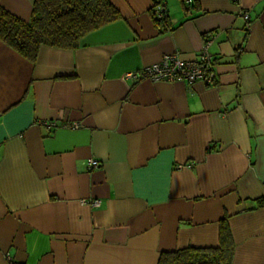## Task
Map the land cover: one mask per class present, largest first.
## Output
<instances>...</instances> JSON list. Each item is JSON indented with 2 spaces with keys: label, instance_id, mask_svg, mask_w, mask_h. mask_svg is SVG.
<instances>
[{
  "label": "crops",
  "instance_id": "crops-1",
  "mask_svg": "<svg viewBox=\"0 0 264 264\" xmlns=\"http://www.w3.org/2000/svg\"><path fill=\"white\" fill-rule=\"evenodd\" d=\"M109 1L120 18L74 49L0 40V264H157L224 218L232 264H264V0H165L164 31L152 0ZM206 41L212 84L122 79Z\"/></svg>",
  "mask_w": 264,
  "mask_h": 264
},
{
  "label": "trees",
  "instance_id": "trees-1",
  "mask_svg": "<svg viewBox=\"0 0 264 264\" xmlns=\"http://www.w3.org/2000/svg\"><path fill=\"white\" fill-rule=\"evenodd\" d=\"M119 18L109 0H34L28 21L0 6V40L34 61L41 46L74 49L84 35ZM152 18L160 31L169 26L167 18ZM258 203L264 205V199ZM233 252L234 242L224 218L216 246L160 252L157 264H232Z\"/></svg>",
  "mask_w": 264,
  "mask_h": 264
},
{
  "label": "built area",
  "instance_id": "built-area-1",
  "mask_svg": "<svg viewBox=\"0 0 264 264\" xmlns=\"http://www.w3.org/2000/svg\"><path fill=\"white\" fill-rule=\"evenodd\" d=\"M184 4H191L193 0H182ZM152 16L156 19H164L167 17V9L165 0H152L151 8ZM243 18L248 26V14L243 13ZM209 41L204 43L202 50L197 59L184 60L178 54H164L162 58L153 64L144 66L140 70L125 72L122 76L124 80H140L149 79L151 81L176 82L185 81L192 83L194 81H202L205 84H212L215 77L214 61L208 51ZM54 125L56 122H47ZM69 128L76 129L79 127L77 122L63 124ZM88 168L98 167L99 161L89 158L86 162ZM178 165L177 167H181ZM83 203L90 205H98V199L82 200Z\"/></svg>",
  "mask_w": 264,
  "mask_h": 264
}]
</instances>
